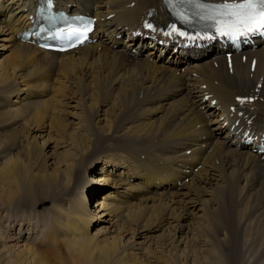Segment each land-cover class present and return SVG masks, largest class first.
Returning a JSON list of instances; mask_svg holds the SVG:
<instances>
[{"label": "bare ground", "instance_id": "1", "mask_svg": "<svg viewBox=\"0 0 264 264\" xmlns=\"http://www.w3.org/2000/svg\"><path fill=\"white\" fill-rule=\"evenodd\" d=\"M53 1L55 10L63 8L72 13L80 11L96 17L97 29L92 36L96 41L78 50L61 54L41 51L32 44H23L18 34L28 27L29 16L35 11L36 0H0V57L10 49H13L14 54L13 72L0 59V125L13 126L16 130L17 126L11 121H23L22 118L25 117L23 109L16 107L22 101L25 90L29 89L24 82L27 78L23 80V71L29 74V78L35 69L43 67L47 71L46 65H49L61 73V78L67 80L66 73H63L67 67L86 64L84 76L89 79L88 73L93 68L91 63L96 57L107 60L114 77L111 83L114 91L125 87L118 85L130 82L132 88L136 82L134 78L129 79L120 74L124 68L135 66L154 70L156 77L151 85L146 84V88L148 93L154 89L157 92L147 101L144 114H151L148 103L152 101L153 104H159L152 113H167L171 97L180 95L184 96L182 105L180 108H173V112L184 110L181 107L190 106L191 103L192 106L190 110H184L185 123L182 126L176 128V124L174 130H169V125V131L166 129L162 135L165 136V143L170 139L181 138L172 144V149L175 150V153H171L173 161L162 156L167 164H164L166 169L163 164L160 167V164L150 162V156L159 151L154 144L156 139L150 140L147 134L133 133L128 128H121L131 122V118L128 120L126 115H123L124 121L118 115L114 122V131L109 132L99 123L103 120H95V117L106 116L105 111L98 109L95 114L94 110H90L91 105L84 104L85 98H73L74 105L69 104L74 111L68 113L73 123L63 125L69 131L63 138L58 133L61 143L56 136L50 135L48 129H40L41 125L36 130L29 131L25 137V147L29 152L34 150L36 165L28 166L39 169L41 173L39 176L36 173L28 175L23 166L0 171L2 178L9 179L8 183L16 184L22 190L17 196V191L12 186L7 189L5 196H0V264H49L45 253H38L36 246L47 247L43 249L45 251L58 238L63 239L68 255L62 256L56 249L55 264H82L86 255L81 246H99V237L93 231L101 218L110 217L105 220L106 223H112V227L117 228L122 220L132 226L140 224L139 222H143L140 217L144 219L145 213L148 215L150 212L151 215L144 223L145 228L155 224L157 220L158 227L167 226L164 231L166 239L158 242L153 249L163 250L162 257L155 259L151 255L154 253L148 251L153 237L141 229L143 224L136 228V240L130 245L119 250L117 241L110 242V250L116 252L112 264H240L242 241L247 237L246 230L251 224L258 222L255 218H250L251 206H243L244 201L251 197L264 198V156L255 154L252 144L248 147L239 142L241 133L246 130L252 137L259 138L264 134V46L239 52L231 60L222 54L213 58L204 55L209 52L213 54L214 49H208L201 54L203 58L198 62L182 57L181 52L167 51L161 55L162 50L159 48L158 51L156 44H145L140 38L130 37L131 30L137 29L146 17L151 16L159 24L169 19L160 0ZM131 2L133 4L130 6ZM64 79H60L59 88L65 87L62 84L66 82ZM71 84L77 88L75 81H71ZM39 88L44 89L41 84L34 83L30 89L36 94ZM144 88L145 85L139 88V92ZM83 92L85 93L84 89ZM206 95H209L208 100H205ZM240 97H252L254 102H245L237 108L235 99ZM53 100L55 99L52 102ZM212 100L216 103L211 104ZM231 107L236 112L233 113ZM26 110L30 111V107ZM126 112L128 115L132 113L130 110ZM176 119L178 115L173 121ZM249 120L251 122L247 125ZM236 122L238 125L235 127ZM57 125L58 130L63 127L60 126V120ZM231 125H234V130H231ZM191 126L195 129H191ZM148 128L150 124L146 126L147 130ZM70 132L75 135V141H66ZM38 134L43 137L36 141ZM3 136L5 138L1 140L0 148L4 153L0 154V159L7 158L11 153V148H7L10 145L9 134ZM197 136L205 137L199 141L193 139L192 144H189L190 138ZM138 139L142 142L137 143ZM31 140H35L36 149L31 150ZM161 142L164 140L161 139ZM62 145L63 148H60ZM64 148H68L66 152L72 154V162L59 167L56 161L60 160V151ZM192 149L195 151L189 152ZM110 150L112 153H109ZM8 158L17 163H25L13 155ZM215 158L223 160L224 167L214 163ZM175 159L182 168L188 163L193 166L199 164L201 168L197 172H190V169L184 173V177L181 173L179 178L178 172L171 167L175 165ZM9 160L0 165L1 170ZM104 166L111 168L109 177L104 175ZM118 178L125 180L116 182ZM69 184L74 185L72 195L76 199L67 201L70 195L66 193L55 195L59 187ZM94 184L100 187L98 194H93L97 189L90 188ZM111 189H115L116 194L121 197L116 202L119 203L118 206L106 204L114 195ZM48 194L54 198L51 199L53 204L48 211L44 209L50 226L47 229L39 224L41 221L38 220L43 218V213L40 215L36 208L41 200L39 197L48 200ZM136 196L140 200L128 203L129 199ZM93 198L96 200L95 207L89 201ZM164 200L167 202L164 205L173 209H160L157 219L159 212L154 213L155 202ZM66 202H70V205L65 207ZM151 202L154 205H150ZM50 210L53 211L49 212ZM174 222L176 225H173ZM190 225L193 226V235L188 239ZM37 232L35 240H32ZM224 247H227L226 251ZM227 251L230 253L227 254Z\"/></svg>", "mask_w": 264, "mask_h": 264}, {"label": "rangeland", "instance_id": "2", "mask_svg": "<svg viewBox=\"0 0 264 264\" xmlns=\"http://www.w3.org/2000/svg\"><path fill=\"white\" fill-rule=\"evenodd\" d=\"M130 6H131V3H130ZM134 49L135 48H133V50ZM12 51L13 49H10L9 52L3 53L2 56L0 57V59H3L4 63H7V67L10 69V72H13L12 67L14 64V62L12 61V58L14 55ZM132 54L133 52L131 53V55ZM91 66H93V68H91L92 72L88 73L90 74L89 79L84 76V73L86 72V67H87L86 64L80 65L79 67H75V66L67 67L66 70L63 71V73H66L67 80L64 78H61L59 76L61 73H58L56 70L50 68L49 65H46L47 71L43 69V67H39L38 69H35L30 74L31 76L29 78L27 77V75L29 74L23 71V74H24L23 80L27 78L24 82L25 84H28L29 89L25 90L21 88L25 90V94L23 95V98H22V101H20V104L16 105V107L18 109L19 108L23 109L25 117L22 118L23 121H21L20 119H17L19 121H15V120L11 121L13 122L14 125L17 126L16 130L12 128L13 126L7 127L5 126V124L0 125V144H1V140L5 138V136L3 135L9 134L8 140L10 141V145L7 148H11L10 150L11 153H9L8 156L13 155L16 158H18L20 161H23L25 163H22V164L17 163L14 161V159L9 160L7 156L8 159L7 158L0 159V165H3L4 162L9 160V163L5 166L4 169L1 170L2 166H0V171H3V170L10 171L11 167L23 166V168L26 169V172L28 173V175L31 173H36V175L39 176L41 173L39 169L30 168L28 166L29 164L36 165L35 157H34V150H32V148L36 149L35 144H34L35 140H31L33 141V145L30 146L32 152H29V150H27V148L25 147V137L29 131L36 130L38 126L41 125L39 127L40 129L41 128L42 130L45 129V131L48 129V131L50 132V135L53 134L52 135L53 137L56 136V139L61 143L62 139H60V137L62 136L61 138H63V135L69 132L66 130V128L63 125L73 123V120L71 119L72 117H70V114H68L69 112L74 113V111L71 110V107L74 105L72 104L74 100L73 98H77V100H80V99L83 100L85 98L83 100V101H86L84 102V104H86L87 106L91 105L90 110L91 109L94 110V113L98 109H102L103 111H105L106 116H102V117L99 116L98 118L95 117V120L97 122H99L100 120L101 121L103 120L102 122H99V123H101V125H103L104 128L108 130L109 132L114 131L113 126H114V122H116V119L118 118V115H119L120 120L122 118V121H124L123 115H126L128 120L131 118V120H129L131 122L127 126H122L121 128H128L127 130L133 133L136 132L140 134H147L150 140L156 139L154 141V144L155 146L159 148V151L156 152L155 150H153V152L155 151L156 154H154L153 156H150V162L153 161L154 164H160L159 165L160 167L163 164L164 168L166 169L165 165L167 164L163 160L162 156L165 157L167 160L173 161L174 158H172L171 153L172 152L175 153L174 152L175 150L172 149L173 147L172 144L176 143V140H179L181 138H176L173 140L170 139L168 142L165 143V136H162V135L165 133L166 129L168 130L169 125H170L169 130L170 129L174 130L176 124H177L176 128H179L180 126H182V124L185 123L183 119L184 110L186 111L190 110L189 108L190 106H192V103L190 104V106L187 105V106H183L184 108L181 107L184 110H180L179 112H173L172 111L173 108L175 107L180 108V106L182 105L184 96L180 95L176 98L171 97L172 99H170L168 102V104L170 103V106L167 109L168 111L167 113H156V112L152 113L159 106V104H153V101H152L151 103H148V107H150L151 114H144L143 110L146 108L147 101H149V99H151V97H153L154 94L157 92V89H154L150 93H148L147 88H146L147 86L146 84L151 85V81L156 77L155 76L156 74L152 68L146 69V68H140V67H135V66L124 68L120 72V74H124V76L128 77L129 79L134 78L136 82H134V86L132 88H130V82H127L124 85H118V86H125L123 87L122 90L114 91L111 85L114 77L111 73L107 60L96 57L93 59V63H91ZM97 67L99 69V72H97ZM95 76L97 78H95ZM56 79L58 80L57 83H56ZM60 79H64V81H66L65 83H62L63 86H65L63 88H59L58 83H61ZM144 79H146V81H144ZM71 81H75V83L77 84V88H74V86L71 84ZM34 83L41 84L44 89L41 90L39 88L37 89L36 94H34L35 93L34 90L30 89ZM143 85H145V88L141 92H139V88H141ZM133 88H136V90L132 91ZM83 89L85 93L83 92ZM110 89H112L113 91ZM90 98L92 100H90ZM52 99H55V100H53L52 102ZM62 99L65 101H62ZM70 103L72 104V106L69 105ZM32 104L39 105L40 109H39V106L38 107L33 106ZM31 105L34 107L33 109L31 108ZM27 107H30V111L26 110ZM127 110H130L132 113L128 115V112H126ZM176 115H178V119L173 121ZM58 120H60V122L62 123V125L60 126H63V127H59V130H58V125H57ZM148 124H150V128H148L149 130L146 129V126H148ZM193 124H195V122H193ZM202 124H206V123H202ZM40 129H38V131H40ZM191 129L194 130L195 128L191 126ZM58 133L59 135L60 134L62 135H60L59 137ZM41 137H43V135H40V134L36 135V141H39V138ZM200 137L197 136L194 138H190L191 142H189V144H192L193 139L194 140L197 139V141H199L205 136H200ZM161 139L164 140V142H161ZM69 140L75 141V135L71 132L69 133L68 139L66 141H69ZM141 142H142L141 139L137 140V143H141ZM106 147L110 148V146H106ZM60 148H63V145ZM67 150L68 148H64L63 150L60 151L62 156L59 157L60 159L59 161L58 160L56 161L59 167H62L64 165H69L72 162L71 158L73 156L71 153L66 152ZM111 151L112 150H110L109 153H112ZM194 151L195 149L189 150V152H194ZM2 153H4V151L3 149L0 148V154ZM5 154L7 155V153ZM114 161L116 160H113V162ZM177 161L178 160L175 159V165H172L171 167H173L174 171L178 172L177 174L179 178H181L180 176L181 173H183L181 175L184 177V173H186L187 171L189 172L190 169H192L190 170V172H193V171L197 172L201 168V165L199 164L193 166L192 164H189V163L183 166L182 168V166L180 167V165L177 164ZM213 161L214 163H217L219 166L224 167L223 160L215 158ZM153 163L151 162V164ZM100 165H103V163H100ZM104 168H105L104 175L109 177L111 168H107L106 166H104ZM171 173H172V169H170V174ZM124 180L125 178H118L116 182H123ZM8 181L9 179H4L0 176V196H5L7 189L12 186L17 191V196L20 195L22 193V190L19 188V186L16 184H10L8 183ZM90 188L97 189L96 192H94L93 194H98L100 192V190H98L100 189V187H98L97 184L92 185ZM157 188L160 189V187H157ZM73 189H74V185L72 184L61 186L55 192V195L66 193L70 195L67 201H69L70 199H76L77 197L72 195ZM111 191L114 193V195L111 199H109V201H106V204H113L115 206H118L119 203H116V202L119 201L121 197L119 196V194L118 195L116 194L117 191L115 192V189H111ZM159 191L157 192L159 193ZM244 195L248 196L247 193H245ZM52 198L54 197L51 194L47 195L48 200H44L42 199V197H39V199L41 200L38 203L39 207L36 208V210L39 211L40 215L43 213L42 215L43 218L41 217L38 220V221H41V223L39 224L41 226H44L47 229L50 228V226H49V221L46 220L48 219V214L44 212V209L48 211L47 209L52 206L53 204L51 201ZM251 198L254 199V197H251ZM251 198H247L246 201H244L245 203L243 202L244 203L243 206H247V204L249 207L251 206L250 210H251L252 215L250 214V218L252 220H254L255 218V220H258V222L251 224L246 230L247 237L244 238V240L242 241L243 251L241 252V256H240V264H262L264 263V209L261 210L262 208H264V198L262 197H260V199L255 198L254 201L256 202H254ZM95 199L97 200L98 198L95 197ZM95 199L93 198L89 200L92 203L91 204L92 207L93 206L95 207L96 205ZM138 200H140V198L139 196H136V197L129 199L128 203L131 204ZM251 202L254 205L251 204ZM68 203L70 202H66L65 207L70 205ZM123 203H126V202H123ZM165 203H167L165 200L162 202L161 201L155 202L156 212L154 213L157 214L159 212L157 214V219H159L158 217L160 216V209L166 208V207L167 209L171 208V206L164 205ZM57 204L60 205V207L62 206V204L59 202H57ZM150 205H154V204L151 202ZM259 206L262 208H260ZM52 211L53 210H50L49 212H52ZM259 211L262 213H260ZM255 212L256 213L259 212V213L256 214ZM151 213L152 212H150L148 215H146L145 213L144 219L140 217V220H143V222H139L140 224L132 226L131 224L126 222V220H122L121 222L117 224V228L112 227L113 226L112 223H106L105 220L110 217H106L105 219L101 218L102 220L94 227V231H93V233H95L96 235H98L97 237H99L98 238L99 246L96 248L88 246V245L81 246L82 250L84 251L86 255L84 262L82 264H112L113 259L116 255V252H112L110 250L109 248L110 242L117 241L119 243V250L120 248L133 243L136 240V237H137L136 235L138 233V229L136 228L141 227L145 223L146 218L149 215H151ZM119 215H121V212L118 214V217ZM189 223L190 222H188V224ZM147 224H150V223H147ZM155 225H157V227ZM173 225H176V222H174ZM158 226H159V220H157L155 224L147 225L146 228L144 224V227L141 228L145 232L146 231L147 233L149 232L148 236L153 237V239L149 243L148 251H152L154 253L151 255L155 259L160 258L163 255V253H161V251L163 250H160V248H157L156 250L153 251V249L155 248V245H157L158 242H163L166 239V235L164 231L166 230L167 226L163 228H160ZM189 228H190V232L187 237L188 239L193 235V226L190 225ZM130 229H135V230H130ZM101 231L102 233L99 234ZM44 232L48 233L46 232V230H44ZM37 235H38V232L35 233L31 239L35 240V236ZM139 242H142V241L139 240ZM44 248L46 249L47 247L36 246V250L38 251V253H41V252L45 253V256H47L48 258L49 264H55L54 253L56 249L59 250L62 256L67 257L68 255V252L66 251V248L64 246V241L62 238H58L57 242H55L54 245L53 244L49 245L47 250L44 251L43 250ZM224 249L226 251L227 247L226 248L224 247ZM228 252L230 253V251H227V254ZM157 263L158 262L156 263L148 262V264H157Z\"/></svg>", "mask_w": 264, "mask_h": 264}, {"label": "snow or ice", "instance_id": "3", "mask_svg": "<svg viewBox=\"0 0 264 264\" xmlns=\"http://www.w3.org/2000/svg\"><path fill=\"white\" fill-rule=\"evenodd\" d=\"M175 6L184 4L196 8L195 16L206 22V26L215 30L221 36L232 41L256 34H264V0H222L221 3L207 4L204 0H168ZM182 18L183 17H179ZM185 22H187L185 20ZM150 27V25H147ZM91 24L86 23L82 28L66 31L70 46L82 43L88 38ZM173 31H176L174 28ZM184 35L183 32L180 33Z\"/></svg>", "mask_w": 264, "mask_h": 264}]
</instances>
